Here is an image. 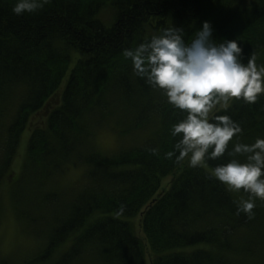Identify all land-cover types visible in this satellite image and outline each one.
Here are the masks:
<instances>
[{
    "label": "trees",
    "instance_id": "trees-1",
    "mask_svg": "<svg viewBox=\"0 0 264 264\" xmlns=\"http://www.w3.org/2000/svg\"><path fill=\"white\" fill-rule=\"evenodd\" d=\"M15 3L0 0V185L29 116L39 111L45 127L29 128L18 179L23 174L24 184L39 187L65 163L87 169L80 186L60 193L11 191L13 200L17 191L34 205L29 232L44 246L17 261L0 257V264H144L147 249L150 264H264V201L256 199L249 218L237 211L249 198L243 190H228L187 157L166 156L178 139L171 127L185 113L123 55L171 27L183 29L189 43L208 21L214 40H237L244 62L255 55L264 64V0H47L22 15L13 13ZM105 6L113 11L110 26L98 17ZM224 114L242 128L229 150L264 138V95L252 104L233 99L217 113ZM109 120L125 137L146 135L111 157L89 152L91 127ZM127 217H138L143 239Z\"/></svg>",
    "mask_w": 264,
    "mask_h": 264
},
{
    "label": "clouds",
    "instance_id": "clouds-1",
    "mask_svg": "<svg viewBox=\"0 0 264 264\" xmlns=\"http://www.w3.org/2000/svg\"><path fill=\"white\" fill-rule=\"evenodd\" d=\"M47 0H16V15L35 13ZM213 28L204 21L191 42L184 40L183 29L167 28L123 55L132 61L133 71L153 88L162 90L167 102L182 110L185 117L173 124L171 136L178 137L166 156L177 162L188 158L190 167H206L210 159L227 154L231 159L211 170L210 175L228 190L247 193L238 203V212L253 216L255 201H264V138L255 142H229L242 132L241 126L226 114L233 99L255 103L264 95V64L252 55L243 61L237 40L217 42ZM156 150L153 149V153ZM243 155L242 162L236 157Z\"/></svg>",
    "mask_w": 264,
    "mask_h": 264
},
{
    "label": "rangeland",
    "instance_id": "rangeland-1",
    "mask_svg": "<svg viewBox=\"0 0 264 264\" xmlns=\"http://www.w3.org/2000/svg\"><path fill=\"white\" fill-rule=\"evenodd\" d=\"M99 19L106 25L110 26L113 22V11L109 7H103L98 13ZM74 59L70 63V68L74 64ZM67 77V75H66ZM66 77H64L60 89L64 87ZM109 120L108 125L91 127L90 145L88 151L91 153H98L101 156L111 157L118 151L123 150L131 145H139L146 132L136 136H124L113 127ZM33 126L45 127V119L42 111L33 113L29 116L27 126L22 131L19 137V142L16 148V153L12 163V173L10 177L4 179L0 185V257L10 256L13 261L23 256H30L36 253L41 247L44 246V238L36 239L29 231L28 215L34 213L35 207L29 200H22L17 193L14 192V200L11 196L13 189L19 188L23 193L24 187L31 189L33 194L43 195L47 192H62L71 189L72 187L80 186L84 179V172L87 166L78 162H68L62 165L49 180H46L39 187L34 185L24 184L23 174L22 178L18 179L22 169L23 162L26 154L28 137L30 134L29 128ZM211 172V169L205 167ZM22 204L23 207L20 206ZM15 207L23 208V216L18 218ZM127 217L132 225L136 234L142 238V232L139 226L138 217ZM143 239V238H142ZM69 241L63 243L59 249L54 253L53 259L58 257V254L66 250ZM42 249V248H41ZM18 260V261H19ZM144 264H150V251L146 250V259Z\"/></svg>",
    "mask_w": 264,
    "mask_h": 264
}]
</instances>
